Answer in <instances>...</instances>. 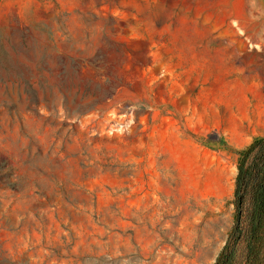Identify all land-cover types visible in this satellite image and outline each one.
Segmentation results:
<instances>
[{
	"label": "rangeland",
	"instance_id": "1",
	"mask_svg": "<svg viewBox=\"0 0 264 264\" xmlns=\"http://www.w3.org/2000/svg\"><path fill=\"white\" fill-rule=\"evenodd\" d=\"M263 135L264 0H0V264H213Z\"/></svg>",
	"mask_w": 264,
	"mask_h": 264
},
{
	"label": "trees",
	"instance_id": "2",
	"mask_svg": "<svg viewBox=\"0 0 264 264\" xmlns=\"http://www.w3.org/2000/svg\"><path fill=\"white\" fill-rule=\"evenodd\" d=\"M233 223L213 264H264V135L237 151Z\"/></svg>",
	"mask_w": 264,
	"mask_h": 264
},
{
	"label": "crops",
	"instance_id": "3",
	"mask_svg": "<svg viewBox=\"0 0 264 264\" xmlns=\"http://www.w3.org/2000/svg\"><path fill=\"white\" fill-rule=\"evenodd\" d=\"M219 27L221 28V37L226 40V44H229V39L232 37V40L239 45L240 53H251L256 51L257 49H253L248 46L247 42L249 37L243 35V33L238 32L237 25L234 21H230L227 17L221 16L219 21ZM233 28V36H230L229 29ZM224 30V31H223ZM237 30V32H236ZM239 33V34H238ZM225 34V35H223ZM242 34V35H241ZM252 38V37H251ZM255 39L257 42L260 41V38H252ZM222 51V47L220 48ZM182 92L178 95L179 97H186L182 95ZM211 96L207 95L205 91H198L197 94L192 95L190 94L188 99H174L175 101L178 100V106H173V118H178L175 120L176 122H180L183 124H188L189 128H192V125L203 122L210 115V111L214 108V104L210 100ZM184 100V101H182ZM257 137V136H256Z\"/></svg>",
	"mask_w": 264,
	"mask_h": 264
}]
</instances>
